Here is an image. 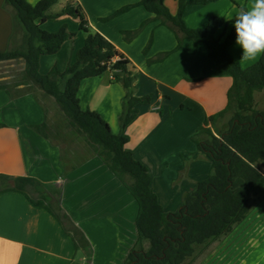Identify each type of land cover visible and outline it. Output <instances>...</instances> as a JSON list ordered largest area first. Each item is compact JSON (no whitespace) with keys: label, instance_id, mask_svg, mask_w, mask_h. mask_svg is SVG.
I'll use <instances>...</instances> for the list:
<instances>
[{"label":"crops","instance_id":"0c3cea01","mask_svg":"<svg viewBox=\"0 0 264 264\" xmlns=\"http://www.w3.org/2000/svg\"><path fill=\"white\" fill-rule=\"evenodd\" d=\"M27 1L34 5L40 0ZM139 1L64 0V5L79 4L88 18L89 27L102 34L132 62L138 75L133 94L152 96V102L140 108L137 118L126 129L129 136L127 149L148 168L153 189L165 211L176 212L184 196L211 173L212 163L193 137L210 116L226 108L233 80L219 74L203 44L185 40L174 51L177 38L159 21L149 22L132 42H125L122 31L136 30L153 17L143 6H136L108 21L102 20ZM221 1L208 4L210 11H189L197 5L189 6L184 14L187 24L201 28L207 25L211 16L233 18L237 11L218 10ZM165 4L172 14L177 13L178 0H165ZM249 4L250 0H247L246 6ZM68 18H61L58 29L55 25L45 29L56 32ZM222 33L219 31L217 36ZM13 34L12 11L5 0H0V52L11 47ZM85 38L86 35L77 33L75 40L66 42L57 54L42 56L41 73L47 74L54 66L64 71L72 65ZM151 38L152 45L145 54L144 49ZM235 46L236 43L230 47V53ZM165 52L171 54L164 61L148 63L149 59ZM125 94L122 84L115 82L114 74L107 72L83 81L78 97L83 109L99 113L117 134ZM261 96H264V90ZM45 109V101L39 96L11 97L0 90V264H122L136 240L137 204L121 182L89 150L76 146L72 151L65 149L60 138L47 139L35 131V126L47 121ZM261 111H264L263 101ZM176 118H184L188 130L186 142L184 137L179 143L177 135L183 126ZM230 120L226 114L214 127L224 132L227 128H223ZM48 121L51 122L49 113ZM208 127L212 128V125ZM24 178L41 183L48 196V200H44L45 206L34 205L26 197L27 191L17 188L16 182ZM52 201L63 208L74 226L84 233L91 245L87 248L90 254L81 245L76 248L74 231L60 223L48 209ZM257 234L248 235L252 238ZM262 239L264 231L261 232ZM226 255L217 253L209 264H239L238 258L244 254H240L239 249L236 252L229 250ZM261 264H264L262 249Z\"/></svg>","mask_w":264,"mask_h":264},{"label":"trees","instance_id":"16d2710c","mask_svg":"<svg viewBox=\"0 0 264 264\" xmlns=\"http://www.w3.org/2000/svg\"><path fill=\"white\" fill-rule=\"evenodd\" d=\"M59 1L40 0L33 5L27 0H5L12 11L14 34L21 30L22 39L19 46L0 52V63L22 60L24 68L21 81L13 87L17 94L4 82H0V90L11 97L42 92L45 99H52L58 107V120L49 122L45 109L47 121L35 126V131L47 139H62L68 133L83 138L86 149L102 161L132 196L138 207L137 236L122 264H189L186 262L194 261L201 248L231 234L249 214L254 199L264 198V173L257 167L259 163L264 164V111L254 108L255 93L264 90V55L251 67L243 69L229 51L236 40L234 20L226 23L222 17L211 16L203 28H192L185 21L184 14L189 6L220 0H178L175 15L165 0H140L102 19L108 21L136 6H143L153 17L136 30L122 31L125 42H132L149 22L159 21L175 34L177 46L174 51L185 40L203 44L219 74L233 80L226 108L210 116L193 137L200 151L212 163V174L196 183L176 212H167L153 189L148 168L127 149L129 136L126 129L137 118L140 108L152 102V96L133 94L136 68L109 40L89 27L88 18L79 4L67 3L60 13L47 14ZM64 16L79 22V29L86 35L84 45L77 51L76 61L64 71L54 66L43 74L40 71L41 57L55 55L66 42L75 40L76 33L70 32L65 24L56 32L42 28L48 21L61 20ZM229 24L232 25L230 31ZM221 29H224L222 35L217 36ZM151 45L152 38L144 49L145 54ZM170 54L161 53L148 63L162 62ZM107 72L114 74L115 82L122 84L126 91L117 134L99 113L83 109L78 97L83 81ZM230 112L233 114L229 128L224 132L217 131L214 127L217 120ZM210 124L212 128L208 127ZM16 186L28 192L25 195L31 203L45 206L46 198L39 191L42 185L36 179H20ZM47 207L60 223L74 231L76 248L80 245L85 250L91 247L63 208L53 201Z\"/></svg>","mask_w":264,"mask_h":264},{"label":"rangeland","instance_id":"374dc122","mask_svg":"<svg viewBox=\"0 0 264 264\" xmlns=\"http://www.w3.org/2000/svg\"><path fill=\"white\" fill-rule=\"evenodd\" d=\"M225 0H222L221 2H219V6H218V10L219 11H238V7H247L246 3L247 0H235L236 3H233L231 0H227V2H224ZM212 4V3H210ZM209 4V5H210ZM209 5H197V6H193L189 8V11H210L211 9L209 8ZM66 5H64V0L59 1L56 5H54L53 7H51L47 14H57L60 13L63 8ZM212 7V6H210ZM8 8V7H7ZM226 23H230L232 20L231 19H226L224 17H222ZM185 19V18H184ZM60 20H56V21H48V23L43 24L42 28L45 29L53 27L54 25L56 26V28L58 29L60 26ZM75 19L69 17L68 20L65 21V25L68 27V30L70 32L73 33H81L83 35H85L84 32H82L79 29V26H77V23L79 24L78 21H76L75 24ZM186 21V20H185ZM232 25L229 24V31L231 29ZM203 28V27H201ZM46 30V29H45ZM221 31L223 32L224 29H221ZM228 32V31H227ZM21 39H22V31L21 30H17L14 34V36L12 37V41H11V48H15L16 46H19L21 43ZM230 49V48H229ZM235 50L231 49V55L232 57L237 60L241 67L243 69H247L249 67H251L253 64L251 62H244V61H240V58L242 56V49L236 45ZM46 56H50V55H46ZM238 58V59H237ZM47 63V62H46ZM24 68V62L22 60H12V61H7V62H1L0 63V82H4L7 83L12 89L13 92L16 93L17 90H15L14 84L16 82L21 81V76H22V70ZM138 78V75H137ZM62 88H64V84H62ZM35 96H39L41 98H43V102L45 101V106L48 110L49 113V118L50 121L53 123L55 121L58 120V107L56 106V104L53 102L52 99H48L47 101L45 100L42 92H37ZM264 102V96H261V91L260 92H256L255 93V104H254V108L257 110L261 111V102ZM233 112L228 113V117H232ZM177 122L179 123V125H181V132L179 135H177V138L179 139V143L180 141L184 138V141L186 142L187 140V127L185 124L184 118H176ZM230 123V122H229ZM229 124L227 125V127L223 128V130H225L226 128L228 129ZM184 127H186L184 129ZM186 135V136H185ZM59 141H61L63 147H65V149H71L72 151V147L76 146V147H81L83 149H86V145L84 142V139L77 136L74 133H68L66 135V137L64 139H59ZM179 143L177 142V145H179ZM212 165V164H211ZM258 169L264 173V164L259 163L257 164ZM213 170V167H212ZM212 170L211 173L205 178L207 179L209 176H211L212 174ZM203 180V179H202ZM39 191L43 194V196L46 198V200H48V196L47 191H45L43 188H40ZM179 199V198H178ZM264 202V198L262 200H258V199H254L251 203V210L249 212V214L245 217V219L243 220L242 223H240L239 225H237L234 229V231L237 229V227H239L236 231L235 234H233V232L231 234H229L226 237L221 238L218 241H215L213 243H211L208 247L206 248H201L198 251V255L197 257L194 259V261L190 262L187 261L186 263L189 264H209L214 255H216L217 253H221L223 256L227 257L226 252L229 250H234L236 252V250L240 249V254H244L241 258H238L239 260L237 261L239 264H243L244 262H246V260H248V264H261V249L264 250V240H261V232L264 231V205H262V203ZM180 208V207H178ZM175 209L176 210H178ZM254 234V233H258L257 235L253 236L251 238L250 235L248 234ZM233 234V236H232ZM262 245V246H261ZM87 252L89 253L88 249H86ZM243 252V253H242ZM90 254V253H89ZM220 256V255H219ZM224 257V258H225ZM230 257H228V259H230ZM237 258V254L234 257V260Z\"/></svg>","mask_w":264,"mask_h":264},{"label":"clouds","instance_id":"9594fccd","mask_svg":"<svg viewBox=\"0 0 264 264\" xmlns=\"http://www.w3.org/2000/svg\"><path fill=\"white\" fill-rule=\"evenodd\" d=\"M233 18L235 43L242 49L240 61L253 62L264 55V0H250Z\"/></svg>","mask_w":264,"mask_h":264}]
</instances>
